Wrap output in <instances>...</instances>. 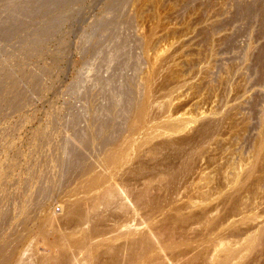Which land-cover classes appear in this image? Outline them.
I'll list each match as a JSON object with an SVG mask.
<instances>
[{"label": "rangeland", "instance_id": "obj_1", "mask_svg": "<svg viewBox=\"0 0 264 264\" xmlns=\"http://www.w3.org/2000/svg\"><path fill=\"white\" fill-rule=\"evenodd\" d=\"M1 29L0 264H264V0H0Z\"/></svg>", "mask_w": 264, "mask_h": 264}, {"label": "bare ground", "instance_id": "obj_2", "mask_svg": "<svg viewBox=\"0 0 264 264\" xmlns=\"http://www.w3.org/2000/svg\"><path fill=\"white\" fill-rule=\"evenodd\" d=\"M67 0H34V2H36V3H38V4H40V5H42V6H46V5H48V4H50V3H64V2H66ZM251 10V9H250ZM47 15H50L49 13H44V12H40V11H38V10H36V8H33V10L31 9V10H29V11H27V12H25L24 13V17H26L24 20H16V22H14L13 23V26L11 27V29H13L14 31H13V33H15L16 32V30L18 31H21V33L23 32V31H25L26 29H28L29 27H31V25H32V21H34V20H37V19H43V17L45 18ZM48 17H50V16H48ZM47 18V17H46ZM53 18V17H52ZM51 19V18H50ZM49 20V19H48ZM43 21V20H42ZM32 22V23H31ZM31 23V24H30ZM38 26V25H37ZM47 26V25H46ZM36 28V27H35ZM10 29V28H9ZM42 29V31L40 32V33H42L41 35H44L43 34V28H41ZM7 30H8V28H6V32H7ZM28 30H30V28L28 29ZM1 32V36L2 35H4L2 32H4V33H6L5 32V29H1L0 30ZM8 31H10V30H8ZM35 32V31H34ZM45 32H47L46 31V29H45ZM44 32V33H45ZM20 33V34H21ZM39 33V32H38ZM8 33H6L5 35H7ZM9 34H10V32H9ZM16 34V33H15ZM14 34V35H15ZM24 34H26V32H24ZM23 34V35H24ZM13 35V36H14ZM17 35V34H16ZM13 36L11 37V38H13ZM19 36V35H18ZM25 36H27V35H25ZM25 36H23L24 38H25ZM5 37V36H4ZM8 37V36H7ZM7 37H6V39H7ZM9 37V38H10ZM15 37V36H14ZM22 37V36H21ZM29 37V36H28ZM28 37H26V38H28ZM10 38V39H11ZM22 39V38H21ZM35 39H37V37L35 38ZM45 39V38H44ZM39 40V39H38ZM18 42V41H17ZM25 42V41H24ZM20 43V42H19ZM23 43V42H22ZM16 44V43H15ZM29 44V43H28ZM35 44V43H34ZM12 45V44H11ZM10 45V46H11ZM15 46V45H14ZM31 46V45H30ZM38 46V45H37ZM17 47V46H16ZM41 47V46H40ZM26 50H28L27 49V47H26ZM8 51V50H7ZM0 85H1V83H0ZM1 86H3V85H1ZM1 88V87H0ZM5 88V87H4ZM0 92H1V90H0ZM3 93V92H2Z\"/></svg>", "mask_w": 264, "mask_h": 264}]
</instances>
